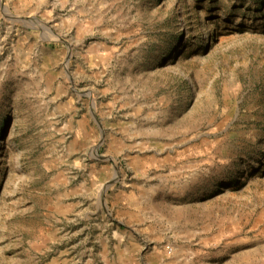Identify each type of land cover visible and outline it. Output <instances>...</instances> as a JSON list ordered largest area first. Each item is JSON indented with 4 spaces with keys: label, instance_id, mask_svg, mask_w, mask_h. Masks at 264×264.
<instances>
[{
    "label": "rangeland",
    "instance_id": "1",
    "mask_svg": "<svg viewBox=\"0 0 264 264\" xmlns=\"http://www.w3.org/2000/svg\"><path fill=\"white\" fill-rule=\"evenodd\" d=\"M0 264H264V0H0Z\"/></svg>",
    "mask_w": 264,
    "mask_h": 264
}]
</instances>
